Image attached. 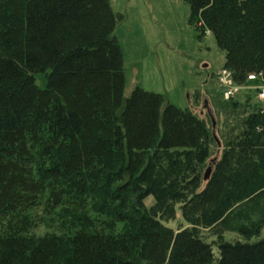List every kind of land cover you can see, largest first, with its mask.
<instances>
[{
	"label": "trees",
	"instance_id": "1",
	"mask_svg": "<svg viewBox=\"0 0 264 264\" xmlns=\"http://www.w3.org/2000/svg\"><path fill=\"white\" fill-rule=\"evenodd\" d=\"M187 1L236 84L264 72V0ZM117 22L110 0H0V264H264L260 228L208 243L162 222L181 201L209 227L264 188L262 106L228 100L233 127L201 187L218 141L160 93L125 97Z\"/></svg>",
	"mask_w": 264,
	"mask_h": 264
},
{
	"label": "rangeland",
	"instance_id": "2",
	"mask_svg": "<svg viewBox=\"0 0 264 264\" xmlns=\"http://www.w3.org/2000/svg\"><path fill=\"white\" fill-rule=\"evenodd\" d=\"M110 3L118 16L113 36L123 52L125 97L140 86L162 94L164 105L170 102L181 109H190L206 120L218 144L211 145V156L203 170L205 176L211 161L221 158L222 134L233 127L235 120L230 101L224 96L225 87L217 81L216 75L223 68L225 53L217 47L211 32L197 22V17L190 19L187 0H110ZM35 79L38 87H46L44 72L37 73ZM262 84L261 80H249V77L244 84H235L238 87L235 101L240 104L239 109L250 112L259 106L264 108L260 96ZM205 101L213 111L214 120L204 106ZM205 184L204 178L201 187ZM144 204L148 210L155 204V199L150 196ZM182 204L181 201L175 204L173 219L162 218L163 224L175 231L194 228L208 243H215L220 236L232 242L243 241L246 239L243 229L253 233L249 236L253 242L260 240L254 235L259 228L260 237H264V188L233 204L220 221L209 227L195 225L194 218L183 211ZM29 213L43 220L35 229L37 235L53 230L42 208ZM214 250L217 252V247Z\"/></svg>",
	"mask_w": 264,
	"mask_h": 264
},
{
	"label": "built area",
	"instance_id": "3",
	"mask_svg": "<svg viewBox=\"0 0 264 264\" xmlns=\"http://www.w3.org/2000/svg\"><path fill=\"white\" fill-rule=\"evenodd\" d=\"M216 75H217V81L222 83L221 85L225 87L224 96H226V99L228 100L236 99L238 96V92H237L238 87H235L236 83L233 79L232 71L229 69L221 68ZM248 77L249 80L254 79V80H261L263 82V84L260 86V96H261V100L263 99L262 101L264 102V72L252 73L248 75ZM263 112H264V108H263Z\"/></svg>",
	"mask_w": 264,
	"mask_h": 264
},
{
	"label": "water",
	"instance_id": "4",
	"mask_svg": "<svg viewBox=\"0 0 264 264\" xmlns=\"http://www.w3.org/2000/svg\"><path fill=\"white\" fill-rule=\"evenodd\" d=\"M204 106L207 108V111H208L210 117L212 118V120H214V114H213V111H212L211 107L208 105V102H207V101L204 102ZM210 173H211V168H209V169L207 170V172H206V174H205V176H204L205 180H208V179H209V177H210Z\"/></svg>",
	"mask_w": 264,
	"mask_h": 264
}]
</instances>
